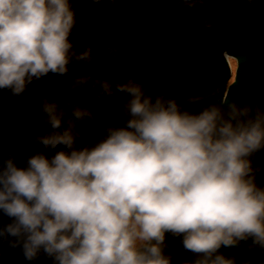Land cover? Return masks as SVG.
Returning a JSON list of instances; mask_svg holds the SVG:
<instances>
[{"label":"clouds","instance_id":"clouds-1","mask_svg":"<svg viewBox=\"0 0 264 264\" xmlns=\"http://www.w3.org/2000/svg\"><path fill=\"white\" fill-rule=\"evenodd\" d=\"M174 2L202 12L212 0ZM108 3L115 7L117 0ZM76 15L72 0H0V90L20 97L50 73L67 75L73 62L90 67L93 48L78 54L69 40ZM219 19L194 24L217 38ZM103 52L96 63L120 58L118 48ZM89 82L97 100L130 97L121 101L123 126L108 125L102 137L78 148L84 129L96 127L98 106L42 99L50 131L29 144L65 150L51 158L26 155L23 168L12 155L0 160V212L11 220L0 227V243L19 248L27 261L43 255L52 264H173L170 235L193 257L184 264H237L222 249L245 244L249 258L242 264H264L252 259L264 258V186L257 183L264 168L254 167L264 151V109L236 103L219 85L186 99L200 106L197 114L167 94L149 96L131 79L113 85L100 75L81 76L67 91L85 99Z\"/></svg>","mask_w":264,"mask_h":264},{"label":"water","instance_id":"water-1","mask_svg":"<svg viewBox=\"0 0 264 264\" xmlns=\"http://www.w3.org/2000/svg\"><path fill=\"white\" fill-rule=\"evenodd\" d=\"M76 12V26L70 42L79 54L93 48V64L73 62L65 76L49 74L29 85L20 97L9 98L7 90H0V160L9 155L18 167L25 166L26 155L43 152L51 158L58 147L45 151L29 141L48 131L41 116L44 98L66 107L68 101L81 107L97 105L100 115L96 127L85 128L84 138L77 147L86 146L105 134L108 125L122 127L125 117L121 101L130 97L116 93L111 98L97 100L92 82L85 86V99L77 92L67 91L73 80L81 76H102L113 85L128 80L141 84L153 98L167 94L177 98L183 110L197 114L199 105L185 103L190 96H207L219 85L226 88L230 99L240 105L249 101L264 109V0L253 5H239L231 0H212L199 9L178 7L174 0H117L115 7L104 0L94 4L91 0H72ZM217 20V38L207 29H198L197 18ZM100 51H95L96 48ZM109 47L119 49L115 62L105 56L102 64L96 63ZM227 52L231 56H223ZM231 60L236 63L235 69ZM191 88V92L185 89ZM223 92L221 93V96ZM213 100H205L209 105ZM70 118L66 117L65 121ZM66 126V122H65ZM264 168V151L254 157V167ZM257 183L264 186V171L257 174ZM11 223L0 212V227ZM8 239H12L9 237ZM168 253L174 255L173 264H184L193 259L182 250L178 239L166 238ZM226 256H234L237 264L249 258L247 245L239 249H222ZM259 261V256L252 257ZM0 264H52L43 255L27 261L19 248H10L7 241L0 243Z\"/></svg>","mask_w":264,"mask_h":264},{"label":"rangeland","instance_id":"rangeland-1","mask_svg":"<svg viewBox=\"0 0 264 264\" xmlns=\"http://www.w3.org/2000/svg\"><path fill=\"white\" fill-rule=\"evenodd\" d=\"M232 65H233V69H235V67H236V63H235L234 60H232Z\"/></svg>","mask_w":264,"mask_h":264},{"label":"bare ground","instance_id":"bare-ground-1","mask_svg":"<svg viewBox=\"0 0 264 264\" xmlns=\"http://www.w3.org/2000/svg\"><path fill=\"white\" fill-rule=\"evenodd\" d=\"M231 65H232V60H231ZM233 66V65H232Z\"/></svg>","mask_w":264,"mask_h":264}]
</instances>
